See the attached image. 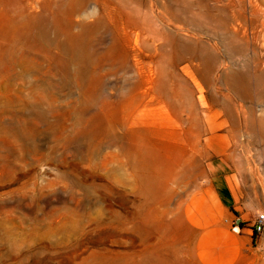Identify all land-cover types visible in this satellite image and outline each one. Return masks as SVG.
I'll list each match as a JSON object with an SVG mask.
<instances>
[{"label": "rangeland", "instance_id": "1", "mask_svg": "<svg viewBox=\"0 0 264 264\" xmlns=\"http://www.w3.org/2000/svg\"><path fill=\"white\" fill-rule=\"evenodd\" d=\"M4 1L0 264H264V0Z\"/></svg>", "mask_w": 264, "mask_h": 264}, {"label": "bare ground", "instance_id": "2", "mask_svg": "<svg viewBox=\"0 0 264 264\" xmlns=\"http://www.w3.org/2000/svg\"><path fill=\"white\" fill-rule=\"evenodd\" d=\"M4 0H0V2H2ZM9 3V6H10V10L12 11H18L17 9L19 8L18 6V3L19 1L18 0H5ZM4 1V2H5ZM85 1V0H84ZM83 0H67L65 1L64 3H62L60 6H59V9L55 12L54 14V23L57 27H62L63 24H62V19L65 18L66 16L68 18H71L73 17V14L79 10V9H82L83 8V4L85 3ZM3 2V4H4ZM47 5V4H46ZM49 5V4H48ZM2 6V5H1ZM50 6V5H49ZM53 6V5H52ZM18 7V8H17ZM2 9V8H1ZM55 10V9H54ZM20 13H22L21 15L23 17H25V19L27 20L26 21V33L27 34H33L34 35V38L36 41H39L40 39V35L44 32V23H45V17L41 14V13H29V14H25L23 15L24 13L20 11ZM51 14V13H50ZM70 23H72L73 25V22L70 21ZM56 27V28H57ZM70 27V26H69ZM231 29L236 33V31L238 30L237 27L235 25L232 24V27ZM67 31V30H66ZM25 52V50H23V53ZM34 57V56H33ZM256 62H258L256 60ZM36 64V63H35ZM25 72L20 76H24ZM242 78L246 79V76L245 74H243L242 76L237 74V73H230L228 75V79L227 81L229 83H231V86H233L232 88L235 90V92L239 93L237 96L239 98H245V95L244 94H241V92L243 91V88H242V83L243 80ZM181 95V94H180ZM183 95H181L182 97ZM174 97H176V95L174 94H167V98L169 99V101H171L172 99H174ZM180 97V96H179ZM251 97L252 99V103H255L257 101H259L262 96L261 94H257V95H252L249 96ZM133 96H129V97H126L124 96L123 98V107L124 108H131L132 111H135L137 110V108L139 107L137 105V103L135 102V99L133 100ZM137 100V99H136ZM142 100V99H141ZM202 100V99H201ZM162 102H165L163 100H160ZM111 101L110 100H107V104H110ZM258 103V102H257ZM168 105V104H167ZM255 108V107H254ZM254 108H251V112L249 115H246L245 116V125L248 127V128H257V130L259 131V133H261L262 131H264V117L262 118V116L260 118H257L256 117V114H255V109ZM258 116V115H257ZM264 116V115H263ZM259 117V116H258ZM133 120V121H132ZM137 121L135 119H131L130 117L124 115L123 116V121L122 123L126 126L128 125H133V123H136ZM199 122V120H198ZM235 123V122H233ZM122 148H124V146H122ZM217 204V203H216Z\"/></svg>", "mask_w": 264, "mask_h": 264}, {"label": "built area", "instance_id": "3", "mask_svg": "<svg viewBox=\"0 0 264 264\" xmlns=\"http://www.w3.org/2000/svg\"><path fill=\"white\" fill-rule=\"evenodd\" d=\"M254 228L257 232L264 231V212L258 214L254 223Z\"/></svg>", "mask_w": 264, "mask_h": 264}, {"label": "crops", "instance_id": "4", "mask_svg": "<svg viewBox=\"0 0 264 264\" xmlns=\"http://www.w3.org/2000/svg\"><path fill=\"white\" fill-rule=\"evenodd\" d=\"M203 200V199H202ZM202 200L199 202V201H197V202H195L194 201V203H195V205H196V203H198L199 205H196L197 206V210L199 211V212H201V214H204V212L206 211V209L205 208H202V206H201V202H202ZM217 203V202H216ZM218 204V203H217ZM218 206H219V204H218Z\"/></svg>", "mask_w": 264, "mask_h": 264}, {"label": "water", "instance_id": "5", "mask_svg": "<svg viewBox=\"0 0 264 264\" xmlns=\"http://www.w3.org/2000/svg\"><path fill=\"white\" fill-rule=\"evenodd\" d=\"M237 223L238 224H241L242 223V220L241 219H237Z\"/></svg>", "mask_w": 264, "mask_h": 264}]
</instances>
